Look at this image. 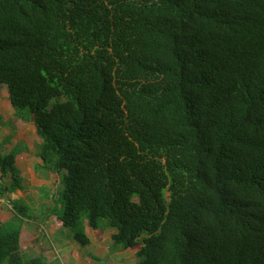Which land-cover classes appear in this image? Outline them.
<instances>
[{"label": "trees", "instance_id": "1", "mask_svg": "<svg viewBox=\"0 0 264 264\" xmlns=\"http://www.w3.org/2000/svg\"><path fill=\"white\" fill-rule=\"evenodd\" d=\"M4 85L79 244L264 264V0H0ZM25 145L0 148L2 194ZM21 239L0 219V264H57Z\"/></svg>", "mask_w": 264, "mask_h": 264}, {"label": "crops", "instance_id": "2", "mask_svg": "<svg viewBox=\"0 0 264 264\" xmlns=\"http://www.w3.org/2000/svg\"><path fill=\"white\" fill-rule=\"evenodd\" d=\"M4 118V114L1 113V119ZM15 126L12 127V129ZM36 131V130H35ZM14 130H11L7 133H4L1 131L0 126V148L5 151H10L12 149V146L14 144H17V141L11 143L12 136L14 134ZM39 140V137H38ZM37 140V141H38ZM6 142L10 143L11 147L6 149H3V144ZM24 144V143H23ZM25 148H22V151L19 153V155L16 157V166L18 167V170L20 171V178H21V187L16 189L15 191L7 192L2 194L0 192V219L3 221L6 220H17L18 223H21V231H22V239H21V249L22 253L27 255L28 257H44L49 262H57L59 259L58 257L61 255L60 250H66L68 252V256L72 259V261L69 264H83L86 261V258H92L90 257L92 252L86 251L88 247L92 249H98L100 250V229H97L93 231L91 227L86 226V232L88 236L91 239V242L87 245H81L75 239L72 237V233L67 227H63L62 225H59L55 219V216L51 214V211L55 205V196L57 193V187L58 182L57 180H54L52 178V175L54 176V172L49 171L46 173V170H44L43 161L40 157L36 155L37 148H32L30 145L26 144ZM37 147V142L36 145ZM33 150V152H29ZM26 151V152H25ZM27 154V156H23ZM34 156V157H32ZM28 159L27 162L23 160ZM27 170V171H26ZM29 172V174H28ZM1 174V171H0ZM35 174L37 176H35ZM57 174V173H55ZM9 178H3V182H10V178L12 177V173L9 174ZM58 178L59 175L57 174ZM38 177L40 180L43 181V183L38 184L37 188L46 186L50 188L53 194H51L49 197L46 196L45 199H42L41 197V191L38 189V194L40 195L38 203L42 207V212H40L41 215L39 216L38 220L36 218V214L31 215L27 209H25V206L23 204L25 203H33L36 205L35 198H32L31 196H26L27 194L31 193V190L28 191V188H31L28 183V178L35 179ZM38 179V180H39ZM50 183V184H49ZM35 186V185H34ZM54 200V204L51 205L48 200V198H51ZM27 199V200H25ZM15 204V205H14ZM17 206L18 211H15L14 208ZM36 209V206L34 207V211ZM12 213V216L10 215ZM44 217V219L42 218ZM26 218H32L36 221L41 222L42 220L43 224L46 222V225L50 222V232H35L37 234L34 235V238H31L28 234V230L24 227V223L26 222ZM46 219V221H45ZM48 219V220H47ZM34 221V220H33ZM110 229L113 233L115 229L113 228H107ZM42 230V229H41ZM59 233L58 237L55 238L54 234ZM94 232V233H93ZM27 234L30 237V240L27 237ZM92 234L95 235V238L92 237ZM112 235V234H111ZM30 242L33 246H37L38 254H32V253H26V250H24V243ZM87 252V254H86Z\"/></svg>", "mask_w": 264, "mask_h": 264}, {"label": "rangeland", "instance_id": "3", "mask_svg": "<svg viewBox=\"0 0 264 264\" xmlns=\"http://www.w3.org/2000/svg\"><path fill=\"white\" fill-rule=\"evenodd\" d=\"M8 90L6 85L3 86L2 88V96L0 98V126H1V131L4 133H7L11 130H14V134L11 139V143L17 141L18 144H21L23 147L24 144L30 145V147L37 148L36 142L38 140V135L35 131V126L34 123L29 122V121H24L18 118L15 114L13 105L11 103V100L9 99L8 96ZM1 113L4 114V118L1 119ZM15 126L13 129L12 127ZM24 143V144H23ZM15 145V144H14ZM6 147L10 148L11 145L10 143L6 142L3 145V149ZM26 152V151H25ZM33 152V150L29 151ZM23 156H27V154L24 153ZM34 157V156H32ZM23 160L27 162L28 159ZM27 171V170H26ZM29 174V172H28ZM35 176H37L35 174ZM52 178L54 180H57L59 182V178L57 174L54 173V176L52 175ZM39 178L36 177L34 180L28 178V183L31 188H28V191L31 190L30 194H27L26 196H31L32 198H35L36 205L33 203H25L23 204L25 206V209L31 214L29 216H33V214H36V218L38 220L40 212H42V207L40 206L38 201L41 200L39 199L40 195L38 194V189L41 191V197L42 199H45L46 196H50L52 191L50 188L43 186L37 188L38 184L43 183L42 180H38ZM50 184V183H49ZM35 185V186H34ZM27 200V199H25ZM48 202L53 205L54 200L51 198L46 199ZM28 201V200H27ZM15 205V204H14ZM36 206V209L34 211V207ZM15 211H18L17 206L14 208ZM12 216V213H10ZM44 219V217H42ZM26 222L24 223V227L28 230V234L30 235L31 238H34V235L37 234L35 232H50V222L46 225V222H42V220L36 221L35 219L32 218H26ZM34 220V221H33ZM48 220V219H47ZM46 221V219H45ZM106 224V221H104ZM110 228V227H107ZM105 229L102 233L100 234V250L92 249L91 247L86 250L92 252L90 257L92 258H86V261L83 264H139V257L136 255V251L138 250V247L131 248L127 251H122L113 244V239L111 237V230L110 229ZM42 229V230H41ZM101 232V231H100ZM57 234H54V237L57 238L59 233L56 232ZM94 233V232H93ZM27 234L28 239L30 240L29 235ZM92 237L95 238V235L92 234ZM37 246H33L32 243L30 242H25L24 243V250H26V253H32V254H38V250L36 248ZM61 255L58 257L59 259L57 260V264H69L72 259L68 256V252L66 250L61 251ZM87 254V252H86ZM75 264V263H74Z\"/></svg>", "mask_w": 264, "mask_h": 264}]
</instances>
